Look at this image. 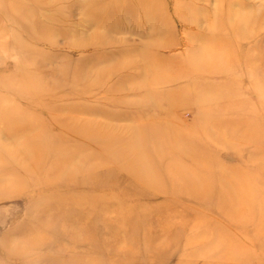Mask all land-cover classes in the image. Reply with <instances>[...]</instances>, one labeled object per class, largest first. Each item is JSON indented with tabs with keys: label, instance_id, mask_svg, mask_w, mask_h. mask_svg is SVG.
Returning <instances> with one entry per match:
<instances>
[{
	"label": "rangeland",
	"instance_id": "1",
	"mask_svg": "<svg viewBox=\"0 0 264 264\" xmlns=\"http://www.w3.org/2000/svg\"><path fill=\"white\" fill-rule=\"evenodd\" d=\"M96 1L0 0V264H264V0Z\"/></svg>",
	"mask_w": 264,
	"mask_h": 264
},
{
	"label": "bare ground",
	"instance_id": "2",
	"mask_svg": "<svg viewBox=\"0 0 264 264\" xmlns=\"http://www.w3.org/2000/svg\"><path fill=\"white\" fill-rule=\"evenodd\" d=\"M157 1V0H156ZM188 1H190V0H188ZM101 3H100V0H97L96 1V3H95V5L94 6H96V5H100ZM153 11H154V6L152 7V6H150V8L146 11V19L145 20H151L152 18H153ZM158 11H161V9L159 8L158 9ZM218 49H220V46L218 47ZM207 49H205L204 47L203 48H201V49H194V52L192 53V55H191V57L194 59V56H200L201 54H202V52L205 54V55H207V57H203V59L205 58V60H203L204 61V63L206 62V60L209 58V57H211L212 55H214L215 53H213L214 51H217L215 48H212V50H207ZM220 51H221V49H220ZM203 55V54H202ZM201 55V56H202ZM198 56V57H199ZM216 56V55H215ZM190 57V58H191ZM214 57V56H213ZM193 59H190L191 60V62H193V63H197L196 61H198V60H193ZM196 66V65H195ZM204 66H205V64H204ZM247 66V65H246ZM252 66L254 67V69L257 71V66L253 63L252 64ZM264 67V66H263ZM192 76V73L190 74V77ZM189 77V78H190ZM263 87V86H262ZM152 89H154V90H152L153 92H155V91H157V87H155V88H152ZM165 102V101H164ZM165 105L167 106L166 108H165V112L164 113H167V112H169V110H168V108H169V104L167 103V102H165ZM163 113H161V114H158V115H162ZM198 117H200L201 116V114L200 113H198V115H197ZM201 118V117H200ZM41 131V129L39 130V132ZM2 136H4L3 135V133L2 134H0V137L2 138ZM9 135H5L4 137H8ZM13 136H16L15 134H13ZM3 137V138H4ZM43 143H41L40 141H37V142H33V141H31V140H27V141H25V143H24V147H23V149L20 151V154L22 155V159H23V161L24 162H27L28 161V157H30V161H29V163L26 165V167L28 168H24L23 169V171L26 173L28 170H29V167L30 168H33V169H35V168H40V164L43 162V159L42 158H40V157H35V156H32L31 157V155H33V153L34 152H37L38 150H43L42 148H43ZM10 150L9 149H7V148H3V147H0V153H7V152H9ZM10 153H11V151H10ZM6 160H1L0 161V185H2V187H3V190L4 189H7L6 187H12V185L13 184H16L17 182L16 181H11L13 178L11 177V176H18V177H21V174H23V172L22 173H16L15 172V169L13 168V159L11 158V157H6L5 158ZM25 167V166H24ZM17 168V167H16ZM21 171H22V169H20ZM11 179V180H10ZM16 180L18 179V178H15ZM20 179H22V178H20ZM19 179V181H23V180H20ZM1 192V191H0ZM204 193V192H203ZM5 196H7V194L5 193V195L4 194H2V193H0V197H5ZM261 206V205H260ZM239 215V214H238ZM27 245V244H26ZM23 247H25L24 246V244L22 245Z\"/></svg>",
	"mask_w": 264,
	"mask_h": 264
}]
</instances>
